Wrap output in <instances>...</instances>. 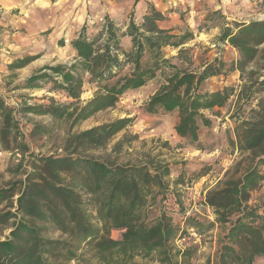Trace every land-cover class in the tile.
I'll list each match as a JSON object with an SVG mask.
<instances>
[{
	"label": "trees",
	"instance_id": "obj_1",
	"mask_svg": "<svg viewBox=\"0 0 264 264\" xmlns=\"http://www.w3.org/2000/svg\"><path fill=\"white\" fill-rule=\"evenodd\" d=\"M165 20L162 12L148 4L140 20L135 11L122 25L105 17L100 26L94 25L96 33H90L85 24L71 42L76 54L71 65L43 67L15 87H49V93L63 94L69 103L51 99L47 105L17 109L0 95V153L18 156L15 172L25 170L16 201L22 217L10 236L0 241V264H61L62 260L79 258L82 246L90 239L94 240V258L119 249L124 254L137 251L144 259L157 260V264L187 263L191 250L181 251L174 245L185 231L161 210L153 221L147 220L150 208L158 207L170 191L175 192L173 188L183 185L180 177L169 181L170 164L155 158L117 164L90 155L128 128L132 119L69 135L63 140L61 154L43 156L31 150L28 140L49 135V127L35 124L27 138L19 118L48 116L56 121L72 120V125L77 126L100 112L114 109L125 94L147 86L159 74L164 82L148 101L146 112H177L175 132L190 146L199 143L202 127L212 125L205 113L215 114L216 109L226 107L231 97H236L238 109L231 117L236 124L235 141L231 139V145L246 155L248 167L240 177L230 176L221 187L207 193L205 205L212 210L214 222L204 225L187 217L185 224L199 235L215 225L225 230L214 264H255L264 256V196L254 201V194L264 183V20L247 24L226 21L218 41L237 51L238 60L228 72H238L242 85L237 91L226 87L215 92L204 91V86L209 79L223 74L224 63L215 59L193 68L191 49L183 47L194 39L193 32L188 29L175 34L162 29L159 23ZM167 48L177 50L173 59L188 67L174 64L167 57ZM33 61L32 57L16 60L10 69H22ZM86 83L93 87L94 95L83 102ZM254 101L257 103L252 108ZM240 111L247 112L248 117ZM130 141L124 137L114 150L120 151ZM80 180L81 190L90 196L89 200L75 190ZM14 196L13 192L1 190L0 205ZM92 201L107 222L103 229L93 223V215L87 209ZM13 215L0 213V224H6ZM47 224L61 233L60 240L43 235ZM108 227L126 230L123 241L101 235L108 233Z\"/></svg>",
	"mask_w": 264,
	"mask_h": 264
},
{
	"label": "rangeland",
	"instance_id": "obj_2",
	"mask_svg": "<svg viewBox=\"0 0 264 264\" xmlns=\"http://www.w3.org/2000/svg\"><path fill=\"white\" fill-rule=\"evenodd\" d=\"M75 1H77L75 10L78 8V11L74 10L72 21L65 26H49L50 17L55 15L43 10L35 14V19L32 18V27L23 23L22 16L20 20L15 19L18 21L13 22L14 26L13 24L11 26L0 25V95L10 105L17 109L25 105H47L51 99L58 103H69L63 94L49 93V87L42 90H15V87L22 85L29 76L43 67L71 65L74 62L76 54L71 42L81 30L77 33L75 24L84 23L77 19L80 2ZM238 1L240 6L231 11V15L233 14L239 21L264 20V0ZM47 7H51V4ZM225 18L217 13H209L199 20L198 27L189 28L183 25L178 31L180 33L190 29L193 32L194 39L183 46L191 49L189 57L194 62L193 68L211 63L215 59L225 65L223 74L209 79L204 86V91H222L226 87H235L237 91L242 85L238 72H228L231 65L238 60L237 51L229 44H221L218 41L226 24ZM103 20L93 22L88 19L85 24L88 25L90 33H96L94 25L100 26ZM34 24L43 26L33 29ZM165 51L167 57L178 67H188L187 64L173 59L177 56V50L167 48ZM26 57H32L34 61L22 69H10L14 61ZM163 82L164 78L159 74L147 86L125 94L114 109L100 112L77 126L72 125V120L56 121L48 116L22 115L19 116L21 130L28 138L35 124L48 126L51 131L49 135L41 136L33 141L28 140L34 153L47 156L61 154L63 140L69 135L117 120L132 119L133 122L128 128L114 135L104 146L91 151L90 155L101 161L110 160L117 164H136L153 158L169 163L172 170L169 181L180 177L183 185L173 188L175 192L171 194L170 191L166 196V201H162L158 207L150 208L147 220L153 221L160 214V210L164 211L172 218L174 224L185 231L182 238L177 239L174 245L181 251L191 250L186 264H214L220 249L219 239L224 235L225 230L215 225L211 230L199 235L194 230L187 229L185 221L187 217H192L204 225L214 222L215 217L212 210L205 205L207 193L221 187L230 176L240 177L248 167L245 161L246 155L240 154L231 145V139L235 141L236 124L231 117L238 109L235 104L236 97H231L226 107L216 109L215 114L205 113L206 117L212 121V125L210 128L202 127L199 132V143L190 146L180 140L175 132V126L178 123L177 112L157 115L146 112L148 101L160 89ZM84 89L82 101L86 102L93 98L94 90L87 83ZM256 103V101L253 102L252 108ZM241 115L248 117L247 112L245 114L242 112ZM124 137L131 141L123 144L120 151L116 152L115 145ZM18 158L11 153H0V191L8 190L15 194L10 201L0 205V213L14 214L6 224H0V241H5L10 236L14 224L22 217L16 201L25 181L23 175L25 170L21 173L15 172ZM80 183L81 180L76 182L75 190L84 199L89 200L90 196L81 190ZM263 196L264 183L254 194V201ZM87 209L93 215L95 225L101 229L106 227L107 222L100 217L95 201H92ZM44 227L43 235L48 239L60 240L62 238L61 233L57 232L52 225L47 224ZM107 230L108 233L102 232L101 235L107 234L106 237L115 242L123 241L126 230L111 227ZM93 242L94 240L90 239L82 246L79 258L67 262L62 260L61 264H157V260L144 259L137 251L124 254L119 249L105 252L94 258L91 252ZM255 264H264V256L257 259Z\"/></svg>",
	"mask_w": 264,
	"mask_h": 264
},
{
	"label": "crops",
	"instance_id": "obj_3",
	"mask_svg": "<svg viewBox=\"0 0 264 264\" xmlns=\"http://www.w3.org/2000/svg\"><path fill=\"white\" fill-rule=\"evenodd\" d=\"M75 2L77 1L0 0V25L11 26L22 16L23 23L32 27V18L35 19V14L44 11L55 15L50 17L49 26H65L72 21L73 12L76 9ZM79 2V18L77 19L84 23L82 25L75 24L77 33L88 19L93 22H101L105 17H109L115 23L122 25L135 11V15L140 20L146 13L148 4L153 5L166 16V20L160 22L159 27L172 30L175 34H179L178 31L183 25L189 28L198 27L199 20L209 13L222 15L229 23H249V21H239L233 14L231 15V11L240 6L238 0H86L87 4L85 0H79ZM49 4L51 7H47ZM75 11H78V8ZM16 18H18L17 21H15ZM40 26L34 24L33 29L40 28Z\"/></svg>",
	"mask_w": 264,
	"mask_h": 264
}]
</instances>
